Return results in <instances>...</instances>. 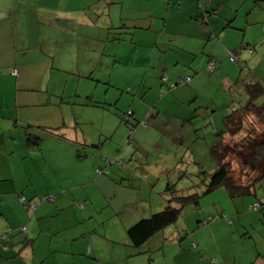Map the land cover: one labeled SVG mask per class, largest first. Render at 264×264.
I'll return each instance as SVG.
<instances>
[{
  "label": "rangeland",
  "instance_id": "1",
  "mask_svg": "<svg viewBox=\"0 0 264 264\" xmlns=\"http://www.w3.org/2000/svg\"><path fill=\"white\" fill-rule=\"evenodd\" d=\"M135 3V0H127L126 10L118 11L117 17L120 14L127 17V13L139 17L142 14L148 15L143 9L135 10ZM255 3L263 5L264 2L254 0ZM114 7L121 8V4ZM259 14L260 21L264 22V12ZM115 20L118 26L126 25L120 17ZM173 23L176 24L177 21L171 20L170 27L174 25ZM127 25L131 27L133 21H128ZM44 29L50 39L51 27ZM248 29L250 30L247 31V36L243 31L235 30L229 33L233 35L225 38L228 43L230 41L232 47L251 45L236 54L241 61L240 65L229 57L231 50L225 54L219 53V56H214L215 58L210 60L198 54L196 68L189 69L190 75L199 79L198 83L201 84L199 99L194 103L195 96L191 97L189 92H186L190 85L179 86L171 91L164 85L159 87V93L153 94L154 90H151L146 94L148 97L142 93L138 97L137 85L143 82L145 71L142 76L135 75V68L125 67L123 61L120 64L115 59L113 53L118 51L117 42L109 43L105 58L100 64H93L92 45L102 44L101 40L96 37L97 35L91 36L86 40V44L81 30L75 34L64 30L53 31L58 36L53 41L49 40L53 43L54 50H58L53 58H50L53 55L45 54L38 47L34 50H24L25 48L21 46L17 48L19 51L17 52L14 44H11V54L4 59L7 64L0 59V64L1 62L5 64L0 67V130L13 132L15 140L12 139L10 142L26 150L25 131L28 126H33L32 131L42 138L43 153H55L52 157L44 156L49 165L43 162L40 164L43 181L60 182L63 187L68 182L71 188L82 182H93L87 187L75 186L74 195L81 210L84 206L82 203L85 201L84 195L89 197V201L92 199L94 202L95 207L88 209L86 218H81L85 226L89 223L88 232L95 241L94 245L100 250L101 258L98 260L92 257L94 262L187 264V261L194 259L202 262L201 264H211L214 260L221 264H231L236 259L239 264H243L250 259L259 262L264 260L257 257L258 255L264 257V209H251L257 202L264 203V180L255 184V193L234 201L225 188H219L207 195L203 194L205 190L203 172L212 175L217 169L210 146L217 141L216 134L225 128L223 117L230 112L232 105L238 106L247 99L242 83L235 85L237 79L251 83L260 80L256 76V73L259 74L258 71L264 75V23L258 25L253 21ZM91 30L98 34L95 27ZM174 31H177V27ZM149 32L152 33L151 30ZM235 32L240 39L236 45L231 43L236 39ZM157 38L169 40L173 37L167 33L162 35L157 30L154 39ZM64 40H73L79 49L74 62L69 58L66 49L72 45ZM127 42L121 53L122 60L125 61L126 55H134V51H130L132 43ZM216 42L218 40L215 39L213 43ZM86 45L89 51L84 49L87 48ZM104 46L103 43L102 48ZM109 51L111 53H108ZM177 60V57L169 59L171 66L184 67V63L179 65ZM46 61L49 65L45 64ZM187 62L185 59V63ZM77 65H81V72L75 71ZM95 67L96 72L94 71L92 78ZM138 70L142 74L141 69ZM163 73L167 71L162 70L159 74L157 72L153 79L155 86L161 85L159 79ZM111 79L112 83H109ZM126 79L131 80L135 87L132 88ZM149 79L146 78V82ZM177 90L181 91L176 93ZM143 95L147 101H142ZM153 102L159 104L155 111L150 104ZM188 103L193 106L192 117L188 112ZM135 104L139 109L143 108L146 116L150 115L153 119L137 118L140 124H137L135 130H131L122 120L126 118L127 112L134 111ZM18 115L21 122H17ZM244 129L242 135L233 139L228 137L226 145L233 147L242 142V137H250L252 133H255L254 135L259 133L257 134L259 140L254 142L258 143L264 139V117L249 116ZM52 131L61 133L59 137L62 138L54 137L52 133L50 134ZM86 143L103 144V150L83 148L81 144ZM253 146L252 143L244 151L245 156L252 153L254 155ZM67 148L72 152L73 159H65V153L69 156ZM78 155L83 158L80 160ZM104 157L109 161H103ZM228 161L234 178L241 184H248L257 178L258 171L264 163L262 157L249 160L257 167L253 170V164L252 166L249 164V167L243 166L245 161L237 154H230ZM98 169H107L108 174L102 175V181L97 183V178L101 177L97 174ZM168 186H174L179 195L192 193L203 195L200 207L185 208L176 225L168 227L142 247H132L128 240L127 228L166 207L171 198L170 192L167 191ZM66 193L67 191L62 190L63 195ZM123 199L131 206L124 212L120 206ZM63 207L59 206V209ZM61 217L59 213L55 217L60 225L64 222ZM211 217L216 218L209 222ZM84 220L87 221L86 224ZM203 220L208 223L201 226L200 222ZM183 230L190 235L181 241L179 234L183 233ZM195 242L199 246L193 248Z\"/></svg>",
  "mask_w": 264,
  "mask_h": 264
},
{
  "label": "crops",
  "instance_id": "2",
  "mask_svg": "<svg viewBox=\"0 0 264 264\" xmlns=\"http://www.w3.org/2000/svg\"><path fill=\"white\" fill-rule=\"evenodd\" d=\"M135 1V10L143 9L148 12V15L142 14L139 17L126 12L127 17H124L120 14L121 21L123 20L126 25L118 26L115 18L119 19L117 17L118 11L124 12L126 10L127 0H119V2L118 0H0V59L5 63L4 59L11 54V44H14L17 52H19L17 48L21 46L25 48L24 50H34L38 47L45 54L53 55L50 57L53 58L58 52L52 47L51 41L58 37L53 31L62 32L64 30L75 34L80 33L79 30H81L85 43L91 36L96 35L101 40L102 44L95 43L92 45L93 64H100V61L105 58L109 43L117 42L118 51L113 53L115 59L120 64L123 61L122 64L125 67L135 68V75L142 76L145 71L143 82L141 81L142 83L137 85L139 91L137 96L139 97L141 93L146 95L151 90H154L153 94L159 93V87L165 85L162 82L163 76H167L169 82H175L183 76L190 75L189 69L191 70L192 67L196 66L198 54H201L202 57L206 56L210 60L215 58L214 56H219V53L225 54L226 51L236 50L238 48L236 42L240 40L237 38L236 32V36L234 35L236 39L231 42L236 46L232 47L229 44L230 41L228 43L225 40L229 35H233L229 34L231 31L241 30L247 36V31L250 30L248 28L252 26L253 21L258 25L264 23L260 21L261 16L259 14V12H264V3L263 5L261 3L254 4V0ZM260 1L264 2V0ZM119 3L121 8L114 7ZM172 16L174 18H171ZM171 20L177 21L176 24L173 23L172 27L169 25ZM128 21H133L131 27L127 25ZM92 27L97 29L98 34L92 32ZM175 27H177V31H174ZM44 28L50 29V39H48ZM114 30H120V32ZM150 30L152 33L149 32ZM157 30L162 35L167 33L173 38L169 40L168 38L164 40L154 39V33ZM123 33L124 35H122ZM74 37L75 35L72 38ZM115 37L121 38V40H115ZM215 39L218 42L213 43ZM64 41L72 45L66 49L69 58L74 62V59L77 58L75 57L76 54H79V49L74 45L76 43L73 40ZM127 41L132 43L130 51H134V55H126L127 61H125L122 60L121 53L122 50L124 51ZM103 43L104 48H102ZM86 47L84 49L89 51L87 45ZM185 54L188 57L185 58ZM176 57L178 64L184 63V67L173 68L171 66L169 59ZM184 58L188 60L187 63H185ZM262 61L263 59L258 63V66ZM5 64L1 62L0 67ZM45 64L49 65V62L46 61ZM80 67L81 65H77L75 71L81 72ZM137 68L141 69L142 74ZM95 70L96 67L92 71V78ZM153 70L155 72L150 73ZM162 70L167 71V73L161 75V79H159L161 85L155 86L153 79H155L157 72L159 74ZM258 73L256 75L264 79L263 73L259 71ZM146 78H150L149 81L146 82ZM198 80L193 76L190 83L191 87L186 88V92H189L191 97L195 96L193 103L199 99L201 84L198 83ZM125 81L131 84L132 88L135 87L131 80L126 79ZM110 82L112 83V79ZM144 85L148 89L142 92L145 89H143ZM179 91L181 90H177L176 93ZM144 95L143 102L147 101ZM150 104L154 111L159 105L156 102ZM133 106L135 120L137 118L153 119L152 116L145 115L143 108L139 109L136 104ZM188 107L191 116L193 106L188 103ZM18 122H21L20 115H18ZM52 135L58 137L55 134ZM12 139L15 140L13 132L0 130V237L3 235L10 236L8 250H5L0 243V264H73L74 262L82 264L81 261L84 264H98L94 262L92 257L99 260L101 258L100 250L94 245L95 241L88 232L89 223L85 226L82 221L86 218L88 209L95 207L94 202L92 199L89 201V197L84 195L85 201L82 203L85 208L83 206L81 210L77 205L79 201L76 203L74 195L75 186L87 187L93 182H82L71 188L68 186V182L63 187L60 182L43 181L40 164L43 162L45 165H49L44 156L52 157V155L55 156V153H43V142L38 148L29 147L25 141L26 151L14 145V142H10ZM67 151H69V156H66L67 153H65V159H73L72 152L68 148ZM91 155L94 157L93 153ZM96 160L98 161V158ZM102 177L97 178L96 182L102 181ZM62 190L67 191L66 195L62 194ZM21 197H25L27 202L37 204V209L33 212L26 208L21 202ZM59 206L64 207L59 209ZM120 206L122 212L131 207L126 204L124 199L120 202ZM67 210L69 211L67 212ZM58 213L62 215L61 218L64 220L62 225L59 224L58 219H55ZM85 222L87 221L84 220ZM23 228L25 230L22 232ZM10 230L13 233L9 234ZM257 257L263 258L262 255ZM201 263L194 259L187 261V264ZM231 264H239V262L234 259ZM243 264H264V260L259 262L250 259Z\"/></svg>",
  "mask_w": 264,
  "mask_h": 264
},
{
  "label": "trees",
  "instance_id": "3",
  "mask_svg": "<svg viewBox=\"0 0 264 264\" xmlns=\"http://www.w3.org/2000/svg\"><path fill=\"white\" fill-rule=\"evenodd\" d=\"M122 35H124V33ZM114 39L121 40V38L118 37L117 38L115 37ZM249 46L251 45H242L238 47L236 50L232 52L230 51L229 57L231 58L232 61H234V63L240 65L241 61L238 59L236 54L248 49ZM247 66L248 65L246 64L245 67ZM187 78H190V81H187ZM192 79H193L192 76L186 75L181 77L175 82H169L167 76H163L162 82L166 85L167 89L171 91L172 89L174 90L179 86H189ZM239 84H241L244 87V91L246 93L247 99L238 106L232 105L230 108V112L223 117L225 128L224 130L216 134L217 141L210 146V151L214 161L217 164V169L215 173L212 175H209L207 172H203L204 175L203 184L205 187L203 194L207 195L216 191L219 188H225L229 197L233 201L237 200L240 197L255 193V189H254L255 184L261 180H264V163L261 165L258 171L257 178L250 181L248 184H241V182L237 181V179L234 178L233 170L230 167V161H228L230 154H237L240 159H243L245 161V164L243 166L246 167H249V164H251V161L249 160L252 159L256 160L258 157H262V159L264 160V139H261L258 143L254 142L257 139L259 140L258 138L259 136L257 135L259 133H257L256 135H254L255 133H252L250 137L247 136L242 137L243 138L242 142L234 145L233 147H229L228 145H226L228 141V137L233 139L244 133L245 121L249 116L252 115L257 117H264V100H263L264 80L260 78V80L251 83L250 82L245 83L244 81L241 82V79H237L235 85L237 86ZM95 105H99V104L95 103ZM122 122L125 123L128 127H130L131 130H135L137 124H140V122H138L137 120L135 121L133 111L127 112L126 118L122 120ZM28 127L29 128H26L25 131L27 145L29 147L35 146L40 148L42 143V138L36 135L32 131L31 128H33V126H28ZM50 133L56 134L58 137L61 136L59 135L60 133H57L56 131H52ZM252 143L254 144L253 146L254 155L252 153L251 154L252 156L251 155L245 156L244 151H246L247 148ZM81 146L83 148L92 147L94 150H98V151L103 149V144L88 145V143H86V144H81ZM78 158L81 160L83 157L78 155ZM103 161H109V160L104 157ZM257 161L260 162V160ZM252 164H251L252 169L256 170L257 169L256 165L254 163ZM97 174L99 176L107 175L108 171L107 169L104 170L98 169ZM123 184L124 183H122V185ZM167 191L170 192L171 198L169 199L166 207L162 211L158 213H154L150 217L143 218L134 225H132L131 227L127 228L128 240L132 247L140 248L143 245L149 243L156 235L160 234L168 227L172 225H176L180 220L183 210L185 208L190 206H193L195 208L200 207V201L203 195L199 193H192L189 195H179L178 191L174 188V186H168ZM21 202L26 206V208L31 209L33 212L37 209V204H34L32 202H27L25 197H21ZM251 209L263 210L264 203L257 202L255 206L254 205L251 206ZM215 218L216 217H211L208 221L212 222L213 220H215ZM207 223L208 222L205 220L200 222L201 226ZM23 231L24 230H22V232ZM11 233H13L12 230H10L9 234ZM189 235H190L189 233H186V231L184 232L183 230V233L179 234L180 237L179 239L182 241L184 240V238H186ZM9 241H10V236L8 237V235H3L0 237V243H2L3 248L5 250H8ZM192 247L196 248L198 247V244L195 242L192 245ZM202 258H204L203 255ZM211 264H221V263L219 261L214 260L211 262Z\"/></svg>",
  "mask_w": 264,
  "mask_h": 264
},
{
  "label": "built area",
  "instance_id": "4",
  "mask_svg": "<svg viewBox=\"0 0 264 264\" xmlns=\"http://www.w3.org/2000/svg\"><path fill=\"white\" fill-rule=\"evenodd\" d=\"M212 69V68H211ZM187 81H190V78H187ZM23 230H25V228H23Z\"/></svg>",
  "mask_w": 264,
  "mask_h": 264
}]
</instances>
